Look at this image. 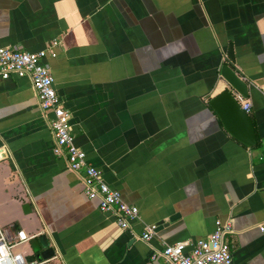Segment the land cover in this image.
Segmentation results:
<instances>
[{
  "label": "crops",
  "instance_id": "obj_1",
  "mask_svg": "<svg viewBox=\"0 0 264 264\" xmlns=\"http://www.w3.org/2000/svg\"><path fill=\"white\" fill-rule=\"evenodd\" d=\"M52 39L42 63L73 143L137 217L121 229L83 194L52 154L51 113L28 78H0V224L30 236L25 260L43 236L53 256L42 264H167L164 245L227 223L232 264H264V0H0V46L36 52ZM224 63L248 86L251 147L207 103L226 88Z\"/></svg>",
  "mask_w": 264,
  "mask_h": 264
},
{
  "label": "built area",
  "instance_id": "obj_2",
  "mask_svg": "<svg viewBox=\"0 0 264 264\" xmlns=\"http://www.w3.org/2000/svg\"><path fill=\"white\" fill-rule=\"evenodd\" d=\"M59 41L52 39L47 48L36 52L10 49L0 46V78L26 76L36 99L39 111L51 113L48 126L52 137V154L64 160L68 171L79 177L82 192L89 199H96L98 209L113 216L115 224L125 229L129 221L137 217V208L125 203L117 190L110 188L100 171L85 161L84 152L74 145L70 127V113L60 103L53 88L48 67L42 63L46 56L54 57V47ZM226 59L227 56H224ZM240 107L248 112L249 104L236 96ZM261 229V225H259ZM227 223H217L204 238L183 240L167 244L157 251L167 264H232L231 254L225 241L230 233ZM154 234V225H146L140 239L147 240ZM22 229L11 224H0V264H42L43 260H25L19 248L28 241ZM189 246L186 251L185 248ZM151 254L150 258H154Z\"/></svg>",
  "mask_w": 264,
  "mask_h": 264
},
{
  "label": "water",
  "instance_id": "obj_3",
  "mask_svg": "<svg viewBox=\"0 0 264 264\" xmlns=\"http://www.w3.org/2000/svg\"><path fill=\"white\" fill-rule=\"evenodd\" d=\"M226 56L232 61L230 47ZM219 76L226 88L209 98L207 103L218 117L223 129L241 144L251 147L256 142L252 121L236 99L237 95L241 98L247 97V83L225 63L219 68ZM2 157H4V152L0 147V158ZM26 206V203L21 205L23 212H26L24 211ZM39 241L43 249L36 255L37 259L43 260L53 256V249L48 246L46 239L41 236Z\"/></svg>",
  "mask_w": 264,
  "mask_h": 264
}]
</instances>
